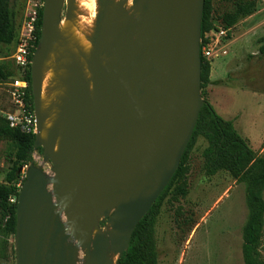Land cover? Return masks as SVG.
<instances>
[{"label":"water","instance_id":"95a60500","mask_svg":"<svg viewBox=\"0 0 264 264\" xmlns=\"http://www.w3.org/2000/svg\"><path fill=\"white\" fill-rule=\"evenodd\" d=\"M129 2L111 10L113 2H102L106 11L98 17L90 61L92 89L78 65L69 68L74 81L61 109L56 152L58 126L47 141L41 138L42 66L59 36L67 0L43 1L40 47L31 67L34 146L43 150L54 176L35 164L26 168L16 264H79L81 254L84 264H116L179 168L204 105L205 0H133L128 11Z\"/></svg>","mask_w":264,"mask_h":264},{"label":"rangeland","instance_id":"374dc122","mask_svg":"<svg viewBox=\"0 0 264 264\" xmlns=\"http://www.w3.org/2000/svg\"><path fill=\"white\" fill-rule=\"evenodd\" d=\"M37 1L16 0V43L12 47L0 45V64L6 63L16 74L7 81L0 80V125L7 114L17 112L11 96V82L20 76V71L12 56L28 8ZM249 1L214 0L215 22L220 25L223 15L233 14L240 4ZM72 2L75 0H67L63 20ZM128 4L126 9L131 11L133 0ZM232 33V39L224 44L227 55L211 64L212 84L205 94L217 115L233 122L248 146L257 156L264 157V54H261L264 48V0H257L255 14L240 20ZM9 144L0 139V184L5 183L11 168L14 150ZM207 146L203 137L197 139L187 177L188 195L177 202L169 201L171 197H168L161 209L155 227L160 264H244L243 228L249 213L246 185L238 183L227 172L208 176L203 158ZM33 158L34 164L51 179L54 176L51 163L38 150L34 151ZM49 188L52 189V185ZM14 246L12 237L0 236V264H16ZM259 250L264 261V231ZM113 261H117L116 256ZM79 264H84L83 254Z\"/></svg>","mask_w":264,"mask_h":264},{"label":"trees","instance_id":"16d2710c","mask_svg":"<svg viewBox=\"0 0 264 264\" xmlns=\"http://www.w3.org/2000/svg\"><path fill=\"white\" fill-rule=\"evenodd\" d=\"M15 3L16 0H0V45L6 47L15 45L18 35ZM213 3L214 0H205L201 25L203 46L209 43L210 40L207 35L214 30H227V40H231L232 31L240 20L252 16L257 10V0L242 3L233 14L223 15L219 25L213 16ZM42 13L43 8H40L36 22V41L29 56L30 64L25 72L19 70V77L28 83L27 103L32 113H34V100L31 86V67L34 54L40 47ZM261 54H264V48L261 49ZM201 59V95L204 105L191 140L174 177L150 211L137 225L128 250L118 258L116 264H160L155 241L157 220L168 197H171L169 201L177 202L188 195L187 177L190 170L191 154L197 139L200 137H203L208 143L203 152L205 173L208 176H215L219 172H227L238 183L246 185V203L249 213L243 228V260L244 264H264L259 250L264 231V157L257 156L248 146L236 131L233 122L224 120L215 112L205 94V90L212 84L211 62L202 54ZM14 75L16 74L11 71L9 65L0 64L1 81H7ZM0 139L8 141L10 148L14 150L10 159L11 168L6 174L5 183L0 184V236L12 237L15 241L18 198L25 182L22 169L34 165L35 134H27L17 128H11L8 120L4 118L0 125ZM38 151L43 152L42 149ZM11 200H15V202L12 203ZM5 243L7 242L5 241ZM13 254L15 255V250Z\"/></svg>","mask_w":264,"mask_h":264},{"label":"bare ground","instance_id":"6f19581e","mask_svg":"<svg viewBox=\"0 0 264 264\" xmlns=\"http://www.w3.org/2000/svg\"><path fill=\"white\" fill-rule=\"evenodd\" d=\"M104 1L75 0L72 15L59 26V36L51 44L49 54L42 66L40 112L44 124L41 138L47 141L51 130L54 126H58L59 140L56 152L59 151L63 132L61 109L70 96V84L74 81L73 73L69 68L78 65L89 89L91 88L93 75L90 71V61L93 52V40L97 32L98 17L106 11L102 7ZM106 2H113L114 7H108V10H111L115 9L121 0H106ZM108 62V59L103 58L104 66H107Z\"/></svg>","mask_w":264,"mask_h":264},{"label":"built area","instance_id":"2783aa9c","mask_svg":"<svg viewBox=\"0 0 264 264\" xmlns=\"http://www.w3.org/2000/svg\"><path fill=\"white\" fill-rule=\"evenodd\" d=\"M40 8H43L42 0H38L29 6L20 29V36L12 59L21 72H25L30 64L29 56L32 53L36 41V22ZM227 35V30H214L207 35V38L210 40L209 43L203 46L202 41L201 54L211 62V64L215 59L227 55V52L224 50V44L228 41ZM11 87V96L17 108V112L9 113L6 116L10 127L13 129L17 128L23 133L35 134L37 132L35 116L34 113L30 111V106L27 103V81L20 77L16 78L11 82ZM22 174L25 179V171L22 172ZM11 202L13 203L15 200H11Z\"/></svg>","mask_w":264,"mask_h":264},{"label":"crops","instance_id":"0c3cea01","mask_svg":"<svg viewBox=\"0 0 264 264\" xmlns=\"http://www.w3.org/2000/svg\"><path fill=\"white\" fill-rule=\"evenodd\" d=\"M212 81V80H211Z\"/></svg>","mask_w":264,"mask_h":264}]
</instances>
